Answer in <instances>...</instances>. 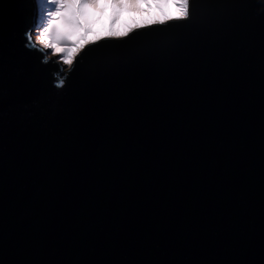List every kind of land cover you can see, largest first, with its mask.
Listing matches in <instances>:
<instances>
[{"label":"water","instance_id":"1","mask_svg":"<svg viewBox=\"0 0 264 264\" xmlns=\"http://www.w3.org/2000/svg\"><path fill=\"white\" fill-rule=\"evenodd\" d=\"M34 17L0 0V264H264V0L105 38L61 89Z\"/></svg>","mask_w":264,"mask_h":264},{"label":"rangeland","instance_id":"2","mask_svg":"<svg viewBox=\"0 0 264 264\" xmlns=\"http://www.w3.org/2000/svg\"><path fill=\"white\" fill-rule=\"evenodd\" d=\"M33 1L35 4L34 18L36 19L38 16V8L36 0ZM98 1L99 0H91L89 6L96 5ZM102 1L104 4V1L106 0H101L100 2ZM107 1L111 2L110 5L118 3L120 8L122 2L128 3L126 0ZM174 2L175 0H140L137 2V4H135L133 10L128 11L118 19L111 16L112 12L110 7H107L105 13L103 14L101 11L103 10L104 6L102 3H99L97 6L99 14L94 20L89 21L82 17L81 11L83 8L77 10L75 7V5L79 3V0H68L70 7L66 9L65 15L71 16L72 18L78 20L79 24L78 26L72 27L62 25V27L66 32L78 39L81 43H85L86 40H95L97 37L119 39L121 34L127 32L129 29L153 24V21L165 20L169 15H176L177 9L171 6ZM109 34L113 35L110 37ZM53 58L58 59V57Z\"/></svg>","mask_w":264,"mask_h":264},{"label":"clouds","instance_id":"3","mask_svg":"<svg viewBox=\"0 0 264 264\" xmlns=\"http://www.w3.org/2000/svg\"><path fill=\"white\" fill-rule=\"evenodd\" d=\"M37 8L38 27L26 33L29 40L26 47L35 48L41 53H45L46 49H52V52L43 55V63H47L53 54L63 52L61 68L63 70L67 66L70 70L72 61L83 47V43L63 29L60 21V0H37ZM57 79L62 86L63 78L57 76Z\"/></svg>","mask_w":264,"mask_h":264},{"label":"snow or ice","instance_id":"4","mask_svg":"<svg viewBox=\"0 0 264 264\" xmlns=\"http://www.w3.org/2000/svg\"><path fill=\"white\" fill-rule=\"evenodd\" d=\"M218 2V0H175V2L171 5L172 7H175L177 9L176 15H169L166 17L165 20H156L153 21V25L160 26L162 28L168 27L170 24H182L186 21H190L193 17V13L195 10L196 5L198 4H207V3H215ZM37 3V0H36ZM91 3V0H79V3L75 5L77 10L82 9L89 5ZM51 7V5H49ZM70 7V4L68 3V0H60V21L62 25L72 27V26H78L79 21L72 18L71 16H66V9ZM43 15V12L40 13V16ZM38 26V16L35 21L34 29ZM138 28H146V26H138ZM31 32V30H29ZM131 34V35H130ZM113 34H109L111 37ZM136 32L133 29H129L127 32H124L121 34L120 38L121 40L128 38L132 39L135 37ZM105 43L107 42L104 37H97L95 40H86L85 43H83V47L80 49L78 54L74 57L72 61V65L70 70L65 66V68L62 70L61 64L63 63V52H60L59 54H53L49 59L48 62L45 64H48L49 62H53L57 65H59V70L54 72L53 75L55 77V87L57 89L63 88V86L66 83V80L68 78V75L72 70L75 68V64L77 62H80L81 56L88 50V47H95L98 43ZM29 43V40H27V44ZM28 49H35V48H29ZM37 50V49H35ZM38 51V50H37ZM41 53L40 51H38ZM52 52V49H46L45 53H41L43 55ZM53 57H58V59L53 60ZM57 76L63 78L62 86L60 84V81L57 79Z\"/></svg>","mask_w":264,"mask_h":264},{"label":"bare ground","instance_id":"5","mask_svg":"<svg viewBox=\"0 0 264 264\" xmlns=\"http://www.w3.org/2000/svg\"><path fill=\"white\" fill-rule=\"evenodd\" d=\"M101 0L98 1V3L94 6H86L85 8H83V10L81 11L82 17L85 18V20H89L92 21L96 18V16L99 14L97 6L99 5V3L103 4V1L100 2ZM128 3H123L121 4V8L118 6V3H114L113 5H110L111 2L110 1H104V8L101 11L103 14L105 13V10L107 7H110L111 12L113 17H115L116 19L120 18L122 15H124L125 13H127L130 10H133L135 4H137L138 1L140 0H126Z\"/></svg>","mask_w":264,"mask_h":264}]
</instances>
